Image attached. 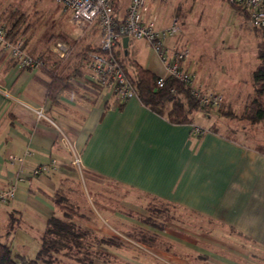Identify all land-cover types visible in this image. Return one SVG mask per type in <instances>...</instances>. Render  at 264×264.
I'll use <instances>...</instances> for the list:
<instances>
[{
  "label": "crops",
  "instance_id": "crops-1",
  "mask_svg": "<svg viewBox=\"0 0 264 264\" xmlns=\"http://www.w3.org/2000/svg\"><path fill=\"white\" fill-rule=\"evenodd\" d=\"M139 49L146 51L144 62ZM128 52L144 69L165 75L143 41H131ZM85 76L89 80V71ZM41 82L48 78L40 71L18 69L8 55L0 56V192L14 189L11 200L0 201V241L17 260L35 259L47 220L61 216L53 196L76 172L98 196L94 213L83 208L84 199L76 204L89 218L81 224L97 240L119 242L95 246L111 264H264V124L235 128L237 137L223 134L218 123L200 126L193 118L191 125H173L136 97L117 104L110 92L90 84H79L77 95L63 93L51 105ZM33 109H42L46 119ZM9 156L22 162L11 163ZM44 166L47 172L32 175ZM109 187L176 207L206 224L155 229L139 220L146 211L136 208L143 206L135 200L122 206ZM141 230L155 239L142 244L130 237Z\"/></svg>",
  "mask_w": 264,
  "mask_h": 264
},
{
  "label": "rangeland",
  "instance_id": "rangeland-1",
  "mask_svg": "<svg viewBox=\"0 0 264 264\" xmlns=\"http://www.w3.org/2000/svg\"><path fill=\"white\" fill-rule=\"evenodd\" d=\"M130 2L131 0L118 1L120 16L126 14ZM13 11L22 15L26 24L32 25V29L22 37L27 40L26 52L33 47H39L37 50L40 51H44L46 46L52 49L56 42H65L57 38L44 45L41 40L45 32L61 33L69 39L84 40V43L92 46L97 45L100 38L96 24L77 29L69 22V13L64 12L53 0H0V17ZM143 20L151 23L155 31L175 26L178 32L167 35L165 42L169 40L178 50L187 48L188 55L184 60L183 70L190 77L191 87L202 92H216L221 97L222 101L218 106L221 117L213 116L207 120L202 118V113L196 112L192 115L195 123L200 126L218 123L222 133L231 137L236 136L233 129L250 125L246 120L240 121L239 117L247 101L253 97L252 74L258 65L260 35L247 27L243 16L237 14L226 0H147ZM1 25L6 26L4 23ZM24 27L25 24L21 29ZM139 50L142 61L146 60V51ZM40 51L31 56L41 55L43 52ZM51 58L57 60L53 52ZM87 71L86 69L85 72ZM230 114L232 116L226 117ZM72 174V183L60 190L61 195L67 199L70 197L69 202L75 205L82 204L84 199L83 208L89 209L87 213H94L92 209L98 201L96 191L90 189L91 184L85 181L84 175L76 172ZM105 190L108 193H118L122 206H129L131 200H135L137 206H143L141 209L136 208L137 212H151L156 223L185 222L190 226L206 224L188 212L159 201L115 187ZM84 257L77 256L78 259ZM97 259L111 264L107 258L100 257V254Z\"/></svg>",
  "mask_w": 264,
  "mask_h": 264
},
{
  "label": "trees",
  "instance_id": "trees-1",
  "mask_svg": "<svg viewBox=\"0 0 264 264\" xmlns=\"http://www.w3.org/2000/svg\"><path fill=\"white\" fill-rule=\"evenodd\" d=\"M118 1L111 0L116 25H119L124 18V16H120ZM229 5L246 20V16L240 8L234 4ZM1 23L6 25L4 26L7 29L6 39L11 43L22 40V37L32 29V25L26 24L23 16L14 11L4 17L1 16ZM24 24L25 27L21 29ZM253 30L260 35L257 49L258 65L252 74L253 97L247 101L243 113L239 117L240 121L246 120L251 126L264 124V29ZM57 38L63 39L73 48L72 55L66 61L53 60L51 58L52 49L48 46L44 51L37 50L39 47H33L27 52L29 55L36 54L37 51L43 52L40 55L43 65L37 71L48 78V82L41 83L46 89L47 99L51 105L57 104L60 95L63 93L77 95L80 90L79 84H90L95 90L101 91V87L92 84L85 76L90 56L100 53L96 45L92 46L84 43V40L69 39L61 33L55 34L53 32H45L41 42L47 45ZM23 47L26 49L27 40L23 41ZM112 53L141 105L151 112L165 117L170 124L191 125L192 115L196 112H200L209 118L221 117L220 108H214L210 104H202L201 100L191 93L189 87L173 77H166L163 86L158 87L156 84L158 76L141 67L130 57L128 45L126 53H124L121 40L116 42ZM12 63L15 65L14 61ZM230 116L232 114L226 115V117ZM53 203L61 212V216L53 215L47 220L35 259L27 260L21 257L17 260L12 255L10 247L0 241V264H38L40 262L59 264L64 260H71L73 264H94L98 258L95 247L97 244H103L106 247L119 246L115 237L97 240L92 231L81 224V222H88L89 218L81 214L79 207L69 202V199L61 195L60 191L53 196ZM139 220L155 229H162L166 224L163 222L156 223L152 213L147 210L146 215L140 217ZM130 237L142 244H147L149 240L155 239V236L148 235L142 230L130 235ZM78 255L85 257L78 259Z\"/></svg>",
  "mask_w": 264,
  "mask_h": 264
},
{
  "label": "built area",
  "instance_id": "built-area-1",
  "mask_svg": "<svg viewBox=\"0 0 264 264\" xmlns=\"http://www.w3.org/2000/svg\"><path fill=\"white\" fill-rule=\"evenodd\" d=\"M55 4L69 13V22L77 29L96 24L100 38L96 48L100 53L92 54L87 65L89 80L104 91L110 92L113 100L117 104L125 103L128 99L135 97L131 84L126 80L122 69L112 53V49L118 40L127 38L128 42L143 41L146 47L153 51L160 59L165 69V75L158 77L156 84L162 87L166 77H173L189 87L191 93L201 100L202 104H210L218 108L221 97L212 91H199L191 87L188 74L180 69V63L188 55L187 48L177 49L175 46L164 47L167 35H174L178 32L175 26L167 30L155 31L151 23H145L143 15L147 11V0H131L130 5L119 25H116L115 15L111 6V0H53ZM229 4H234L246 16V24L249 29H264V0H227ZM7 29L0 26V56L8 55L10 60L15 62L18 69L38 70L43 63L40 55H29L24 47L23 40L11 43L6 39ZM53 54L57 60L66 61L73 53V48L63 41H58L53 45ZM38 119H46L42 109L32 110ZM200 133L199 129H195ZM69 148V145L66 144ZM11 163H21V158L9 156ZM75 159L73 165L78 166ZM54 167L55 161H51ZM47 167H37L32 171L36 176L47 172ZM14 197V189L0 192V201L6 202Z\"/></svg>",
  "mask_w": 264,
  "mask_h": 264
},
{
  "label": "water",
  "instance_id": "water-1",
  "mask_svg": "<svg viewBox=\"0 0 264 264\" xmlns=\"http://www.w3.org/2000/svg\"><path fill=\"white\" fill-rule=\"evenodd\" d=\"M121 45H122V48L124 50V53H126V48H127V45H128V39L127 38H122Z\"/></svg>",
  "mask_w": 264,
  "mask_h": 264
}]
</instances>
